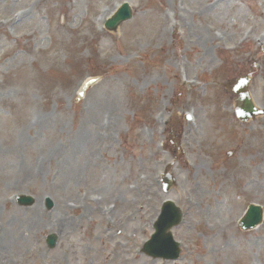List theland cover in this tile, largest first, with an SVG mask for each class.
I'll return each instance as SVG.
<instances>
[{
    "label": "rangeland",
    "instance_id": "obj_1",
    "mask_svg": "<svg viewBox=\"0 0 264 264\" xmlns=\"http://www.w3.org/2000/svg\"><path fill=\"white\" fill-rule=\"evenodd\" d=\"M128 1L134 17L117 33L87 43L90 32L102 29L104 20ZM232 1L233 14L231 2L211 7L208 0H0V264H35V252L39 264H83L84 256L88 264H264V224L244 233L237 223L250 202L264 204V152L260 167L226 189L213 178V169L200 176L187 171L197 152L207 156V141L212 155L222 156L229 151L225 138L233 136L228 126L204 122L201 113L208 105L218 113L225 75L208 85L206 101L196 95L203 88L192 89L183 77L212 81L219 57H253L255 68L246 72H254L255 100L264 107V0ZM17 12L24 14L21 22ZM220 21L227 28L214 26ZM105 49L109 61L97 60L94 56ZM137 59L140 64L126 68ZM101 71L113 77L93 87L91 96L88 91L75 106L83 115L74 122L68 99L77 96L89 74ZM175 87L178 93L189 90L185 109L201 113L203 130L195 137L202 136L203 144L192 142L189 159L180 150H167V139L178 137L179 126L173 122L167 132L164 120H174L184 107L177 102L171 113L166 110L172 108ZM148 88L156 92L151 99L157 98L144 104L153 112L139 131L133 123L132 132L125 133L134 118L129 101L139 100ZM92 102L96 118L89 122ZM105 108L108 114L102 115ZM259 123L256 133L264 150V119ZM176 156L182 163L171 172L178 183L165 195L162 171ZM247 180L252 194L240 190ZM20 193L34 196L36 204L20 206L14 200ZM48 199L60 210L49 208ZM169 199L192 215L174 230L183 250L172 262L139 250ZM56 232L59 244L50 248L47 237Z\"/></svg>",
    "mask_w": 264,
    "mask_h": 264
},
{
    "label": "bare ground",
    "instance_id": "obj_2",
    "mask_svg": "<svg viewBox=\"0 0 264 264\" xmlns=\"http://www.w3.org/2000/svg\"><path fill=\"white\" fill-rule=\"evenodd\" d=\"M105 95H107V94H105ZM98 104H100V100H99V103H98ZM105 105H106V104H105ZM105 105H104V106H105ZM106 106H107V105H106ZM95 110H96V107H95ZM96 111H97V110H96ZM98 116H99V115H98ZM56 205H57V204H56ZM56 205H55V206H56ZM102 211H103V210H102ZM32 255L36 256V263H35V264H39V260L37 259V253L35 252V253H33ZM82 263H83V264H88V263H87V256H84V257H83V261H82Z\"/></svg>",
    "mask_w": 264,
    "mask_h": 264
}]
</instances>
